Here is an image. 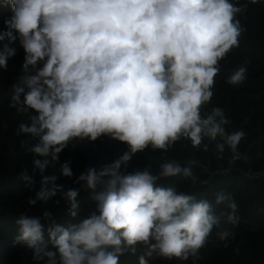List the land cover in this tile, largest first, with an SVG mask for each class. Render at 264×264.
<instances>
[{
    "label": "clouds",
    "instance_id": "obj_1",
    "mask_svg": "<svg viewBox=\"0 0 264 264\" xmlns=\"http://www.w3.org/2000/svg\"><path fill=\"white\" fill-rule=\"evenodd\" d=\"M12 7L4 21L6 31L0 41L9 42L18 34L25 55L23 67H43L26 79L22 107L37 113L31 126L21 123L19 132L40 135L32 151L44 160L34 161L42 185L55 177L43 176L50 161L74 138L95 141L110 135L126 142L134 154L149 144L167 149L181 136L199 146L203 136L225 137L235 151L245 137L243 130L225 135L227 121L221 108L202 118L200 108L210 102L218 62L234 47L244 28L235 19L242 8L230 0H0ZM257 3L258 0H250ZM15 49L4 45L0 67ZM240 67L229 83L245 79ZM17 89L13 101L20 103ZM12 106H16L14 103ZM207 146H205L206 149ZM223 152L224 145L217 146ZM121 160L99 173L90 168L79 176L94 191L97 212L68 228L49 229V241L56 251L46 250L43 227L37 218L21 217L22 241L47 264H118L123 246L143 243L169 259H187L204 246L219 217L207 200L193 202L174 188L155 186L159 177L176 176L189 168L179 164L162 165L159 177L149 171L118 173ZM62 175H73L70 163L61 166ZM104 176H110L105 190L95 192ZM23 179L31 182L27 174ZM61 186L43 188L36 199L55 196ZM78 191L64 193L75 216ZM228 199L217 195V203ZM228 220L236 221L237 205L230 202ZM45 216L50 213L45 212ZM228 232L221 234L226 238ZM154 240L155 243H150ZM112 248V251H109ZM134 250V248H133ZM140 264H146L143 257Z\"/></svg>",
    "mask_w": 264,
    "mask_h": 264
},
{
    "label": "trees",
    "instance_id": "obj_2",
    "mask_svg": "<svg viewBox=\"0 0 264 264\" xmlns=\"http://www.w3.org/2000/svg\"><path fill=\"white\" fill-rule=\"evenodd\" d=\"M230 3L243 9L235 19L245 31L238 38L239 46L219 60L220 70L211 89L213 96L210 102L201 106L200 114L206 118L214 108H221L227 121L222 125L225 135L240 130L245 132L235 151L228 146L225 137L219 135L214 140L204 135L196 147L190 139L181 136L167 149H156L149 144L134 154L126 142L110 135H101L95 141L74 138L59 153L57 160L53 161L51 156L46 158L50 163L43 176L55 177L46 185H42L41 173L34 163L45 157L32 151L40 143V135L19 132V125L31 126L32 117L37 113L31 109L27 112L17 110L22 107L24 93L28 91L26 79L43 67V61L24 68L26 53L19 35L14 33L16 39L12 42L7 38L0 41V50L4 45L15 49V55L8 57L6 67H0V264H47V257L36 258L33 248L17 241L20 235L17 221L21 217L39 219L46 250L56 251L49 241L50 228L56 225L68 228L93 212L98 214L94 191L87 187L86 181L79 180V176L90 168L99 173L125 154L130 159L121 162L118 170L121 175L147 170L159 177L162 165L166 163L189 168L190 176L181 172L176 176L159 177L155 186L174 188L177 194L193 197V202L209 201L219 223L195 256L169 259L158 249L157 254L148 255V246L137 243L131 247L123 246L122 253L118 254V264H140L141 257L146 264H264V176L246 175L248 171H264V0L257 3L230 0ZM11 15V5L0 2V34L7 30L4 21ZM240 67L246 69L245 79L238 85L230 84V77ZM21 88L24 92L19 93L20 103H16L13 97ZM14 103L15 107L12 106ZM221 144L224 145L223 152L217 147ZM65 162L70 163L71 177L62 175L61 166ZM24 174L31 182L23 179ZM110 178H102L104 190ZM61 185L62 189L55 196L30 203L42 187L51 190ZM69 189L78 191L75 216L71 215V204L64 196ZM95 192H99L98 185ZM218 194H224L228 199L217 203ZM233 201L237 205L234 223L228 220L232 212L228 205ZM45 212L50 215L45 216ZM224 232L229 235L221 239ZM150 243L155 241L150 240ZM56 260L60 264L59 254Z\"/></svg>",
    "mask_w": 264,
    "mask_h": 264
},
{
    "label": "built area",
    "instance_id": "obj_3",
    "mask_svg": "<svg viewBox=\"0 0 264 264\" xmlns=\"http://www.w3.org/2000/svg\"><path fill=\"white\" fill-rule=\"evenodd\" d=\"M246 175H248V176H264V171H261V172H258V173H252L251 171H248L246 173ZM98 190H99V192L104 190L103 181L98 184Z\"/></svg>",
    "mask_w": 264,
    "mask_h": 264
},
{
    "label": "rangeland",
    "instance_id": "obj_4",
    "mask_svg": "<svg viewBox=\"0 0 264 264\" xmlns=\"http://www.w3.org/2000/svg\"><path fill=\"white\" fill-rule=\"evenodd\" d=\"M152 254H153V255L157 254L156 250H155V251H152ZM175 258H176V257H175ZM176 259H178V258H176Z\"/></svg>",
    "mask_w": 264,
    "mask_h": 264
}]
</instances>
